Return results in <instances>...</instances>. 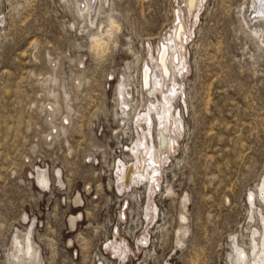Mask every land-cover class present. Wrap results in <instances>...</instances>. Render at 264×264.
<instances>
[{"label": "rangeland", "instance_id": "rangeland-1", "mask_svg": "<svg viewBox=\"0 0 264 264\" xmlns=\"http://www.w3.org/2000/svg\"><path fill=\"white\" fill-rule=\"evenodd\" d=\"M184 1L98 0L92 25L75 0H0V264H236L235 244L252 258L264 215L260 198L249 204L264 178V46L244 23L253 9L242 10L256 0H203L191 18ZM176 12L186 27L172 77L178 147L160 157L155 189L120 192L118 166L135 161L147 132L141 71ZM16 237L34 258L16 253Z\"/></svg>", "mask_w": 264, "mask_h": 264}, {"label": "bare ground", "instance_id": "bare-ground-1", "mask_svg": "<svg viewBox=\"0 0 264 264\" xmlns=\"http://www.w3.org/2000/svg\"><path fill=\"white\" fill-rule=\"evenodd\" d=\"M202 1L203 0H185L184 3H185L186 16L187 17L189 16V18H191L195 13H197L196 12L198 6L197 4L199 3L202 4ZM256 1H254V4L251 3L248 4L242 10L243 12H245V11H249V9L251 8L253 9L250 12L251 19L252 18L255 19L252 21L253 23L252 27L249 26L247 20L244 17L243 19L247 28L250 29V31L254 34V36H256V38H258L261 44L264 46V0H256ZM75 3L77 4V8L80 13H83L85 11L88 12L90 17V23L93 25L95 22L96 12L98 9V0H75ZM174 15L175 18H174L173 34L168 35L166 37L165 39L166 42L162 43V45L160 46L157 57L154 58L151 56V58L146 61L144 68L141 71L142 72L141 97L143 100L142 110H144L146 114L142 115L141 119L138 120V122H144V125L145 124L148 125L147 132L145 133L143 131L142 136L138 135L137 142L130 149V152L132 153V157L135 159V161L132 163L124 162L123 164L118 166L116 184L120 192H123L125 190L127 191L132 186H137L138 184L145 185V183L146 185H152V189H155L154 182L158 181L157 179L158 169L156 168V166L158 165L160 168L162 166V161L160 160V157L163 154H165L166 151L168 150L170 151L171 149L174 148L176 149L178 147V140L176 138V135L173 133L174 129L179 130L178 120L177 119L171 120L170 118V113L173 108L172 102L174 99L175 89L178 86V83L177 84L173 83L172 77L173 74L178 75L181 72V69L179 70V67L180 65H182L181 62L182 56L184 55L183 53L185 52L184 33L186 31V27L184 26L183 24L184 22H182L180 16L178 17V13L176 12V14L174 13ZM112 25L114 26V24ZM94 39L96 43V44L94 43L95 45H97L99 42L102 41L101 38L99 37H95ZM128 88L129 87H127V85L123 84L120 89V97H122V99H126V101L128 99L127 96H129L130 93L129 92L130 89ZM126 90H127V96L125 94ZM157 94L160 95L161 99L157 98L156 96ZM128 107L129 106H127V108ZM150 114H153L156 117L158 124L155 127L156 136L158 138V144H157L158 146L156 148H154L149 142L148 144L146 142L151 137V131H152L151 127L149 126ZM166 158L168 159V157ZM57 175L60 176V172H57ZM36 180L37 183L43 189H47L48 186L50 185L48 174L46 171L42 169H37ZM257 189L258 190H256V193H251L249 199V204H251L252 206H255V197L260 198L261 202H263L264 204V178L262 179L261 183L258 185ZM183 208H185V205H183ZM154 212H156V210H154ZM79 217L81 218L80 215ZM180 220L183 223L187 221V219L183 215H180ZM260 221L262 226L261 231L259 232L255 230L254 233L252 234V240H251L252 251H253L252 258L251 259L248 258V256L244 253V251L241 250L235 244L234 249L236 251V259H237L235 261L236 264H264V215L263 214L260 215ZM70 225L71 227L75 226L74 217L70 219ZM186 231L187 230L185 229L184 226H180L177 229V232L182 234H185ZM256 237H258V242ZM15 242L19 246V250L17 249L18 252L15 251L16 253L25 252V255L28 256L30 259L35 257V254L33 253V249L30 243L31 241H26L27 245H25L24 248H23L24 245L21 246L20 241L18 242L17 237L15 238ZM176 244L180 247L183 244V240L179 235H177L176 237ZM112 249L114 250L115 254H119L121 252V249L118 248L117 246H113ZM26 256H24V258H26ZM18 257L14 255L17 264H23L24 263L23 257L22 258L21 257L18 258ZM29 258H26V260H28ZM27 263L28 262H25V264Z\"/></svg>", "mask_w": 264, "mask_h": 264}]
</instances>
